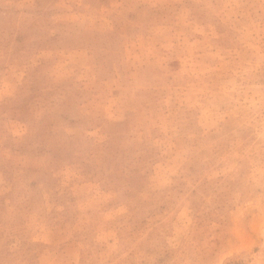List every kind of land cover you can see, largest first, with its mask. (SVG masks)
<instances>
[{"label":"rangeland","instance_id":"1","mask_svg":"<svg viewBox=\"0 0 264 264\" xmlns=\"http://www.w3.org/2000/svg\"><path fill=\"white\" fill-rule=\"evenodd\" d=\"M0 264H264V0H0Z\"/></svg>","mask_w":264,"mask_h":264}]
</instances>
